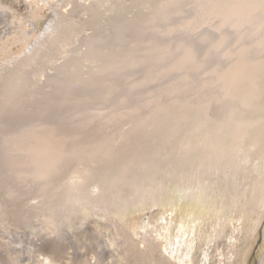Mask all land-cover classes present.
Wrapping results in <instances>:
<instances>
[{
    "label": "bare ground",
    "instance_id": "obj_1",
    "mask_svg": "<svg viewBox=\"0 0 264 264\" xmlns=\"http://www.w3.org/2000/svg\"><path fill=\"white\" fill-rule=\"evenodd\" d=\"M182 1L186 5L177 7ZM130 2H138L141 12L134 14ZM6 5L0 2V24L7 22ZM171 6L176 9L167 13ZM34 8L40 12L37 5ZM46 11L52 14L45 16L48 23L33 19L34 29L29 22L22 25L20 18L0 36V53L13 43L29 41L24 51L0 65V114L7 118L0 119V137L6 153L1 164L16 181L36 189L30 199L50 202L52 192H79L85 204L93 195H83L90 184L105 199L103 185L109 187L108 194L133 186L141 193L149 157L178 143L198 117H207L225 134L232 131L235 141L250 136L260 124L256 119L264 116V0H56ZM38 26L43 32L32 37ZM202 28L197 44L150 39L141 42L139 52L129 46L125 34L130 29L154 30L170 38L181 30L192 34ZM123 42L128 47H121ZM133 71L139 77L128 74ZM88 76L97 77V82L88 81ZM123 76L122 85L117 84ZM150 86L133 101L132 95L123 94L106 104L123 88L128 93ZM77 88L91 92L81 94ZM91 102H101L103 108H93ZM63 107L73 109L59 112ZM13 113L30 117L14 120ZM143 141L149 144L146 150ZM224 176L230 178V171ZM75 177H82L83 183H72ZM8 186L0 183V194L12 195L13 187ZM186 188L192 194L196 184ZM44 248V254L57 259L56 248ZM3 257L0 252V264Z\"/></svg>",
    "mask_w": 264,
    "mask_h": 264
},
{
    "label": "rangeland",
    "instance_id": "obj_2",
    "mask_svg": "<svg viewBox=\"0 0 264 264\" xmlns=\"http://www.w3.org/2000/svg\"><path fill=\"white\" fill-rule=\"evenodd\" d=\"M3 1L8 5L3 8L7 22L0 24V36L14 27L11 21L17 24L20 18L24 21V24L20 22L22 25L29 22L34 29L33 19L40 24L48 23L45 16L50 12L46 9L56 3V0H49L48 4L40 0H18L16 5L14 0H0ZM130 3L134 14L141 12L138 2ZM36 5L40 12L35 10ZM185 5L182 1L177 7ZM175 9L176 6H171L167 13ZM41 27L32 31V37L35 33L41 35ZM203 29L192 34L181 30L170 38L157 30L144 33L130 29L125 32L130 45L123 42L121 47L135 46L134 50L138 51L141 42L150 39L168 44L182 39L197 44L196 37ZM28 42L17 46L13 43L0 53V65H6L7 60L24 51ZM128 74L136 78L140 75L138 71ZM88 77V81L97 82V77ZM122 78L116 80L117 84L122 85ZM147 88L153 87L128 93L123 88L106 104L123 94L132 95L134 98L130 99L135 100L146 94ZM77 90L81 94L91 92L88 88ZM97 104L103 108L101 102H91V107L97 108ZM29 117L16 113L13 119ZM2 118L7 119L0 114ZM198 118L201 119L194 123L196 128L193 125L178 143L168 144L158 155L149 157L142 174L144 178L141 176L143 195L137 186L119 194H108L109 187L103 185L105 199L90 184L83 195H93L84 200L85 204L80 203L79 192H52L48 195L52 202L44 198L30 199L36 189L16 181L14 174L1 164L6 153L0 137V183L13 187L12 195L0 194V245L4 247L0 252L4 254V264H264V116L256 119L260 124L241 141L234 140L232 131L225 134L221 126L211 123L207 117ZM94 127H89V133ZM217 133L221 134L218 139L214 136ZM142 145L146 150L149 144L143 141ZM228 171L230 178L222 177ZM199 181L202 188L197 187ZM191 184H196L192 194L186 188ZM44 245L48 247L45 250L50 247L59 251L57 259L40 250Z\"/></svg>",
    "mask_w": 264,
    "mask_h": 264
},
{
    "label": "clouds",
    "instance_id": "obj_3",
    "mask_svg": "<svg viewBox=\"0 0 264 264\" xmlns=\"http://www.w3.org/2000/svg\"><path fill=\"white\" fill-rule=\"evenodd\" d=\"M72 183H74V184L83 183V178L82 177H75V178H73Z\"/></svg>",
    "mask_w": 264,
    "mask_h": 264
}]
</instances>
